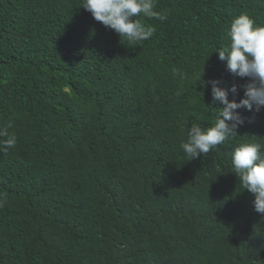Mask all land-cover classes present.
I'll return each mask as SVG.
<instances>
[{
	"label": "trees",
	"instance_id": "obj_1",
	"mask_svg": "<svg viewBox=\"0 0 264 264\" xmlns=\"http://www.w3.org/2000/svg\"><path fill=\"white\" fill-rule=\"evenodd\" d=\"M81 3L0 0V124L18 140L0 151V264H264V214L231 172L239 143L264 144V108L237 109L206 155L180 148L220 110L208 82L244 98L216 51L241 13L264 25V0H156L167 19L140 17L155 34L136 46Z\"/></svg>",
	"mask_w": 264,
	"mask_h": 264
},
{
	"label": "clouds",
	"instance_id": "obj_2",
	"mask_svg": "<svg viewBox=\"0 0 264 264\" xmlns=\"http://www.w3.org/2000/svg\"><path fill=\"white\" fill-rule=\"evenodd\" d=\"M156 7V0H82L80 6L96 21L114 30L129 46L147 41L155 34V27L145 24L140 17L161 22L167 19L166 15L155 10ZM227 37L228 46L216 52L221 61L227 62L231 74L248 78V83L243 86L244 98L239 102L229 100V91L237 92L236 85L229 90L220 87L219 81L208 82L212 84L213 103L221 107L210 127L192 124L188 129L187 140L180 145L187 161L216 150L238 135V128L245 123V118L237 109L260 112L264 108V25L257 24L247 13H241L232 20ZM176 75L179 71L173 69V76ZM13 127L11 119L0 124V151L16 147L17 135L10 131ZM231 169L239 186L253 194L254 210L264 214V144L255 141L239 143L232 152Z\"/></svg>",
	"mask_w": 264,
	"mask_h": 264
}]
</instances>
